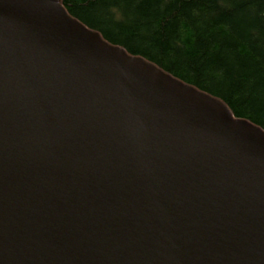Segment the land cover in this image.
<instances>
[{
  "label": "water",
  "instance_id": "1",
  "mask_svg": "<svg viewBox=\"0 0 264 264\" xmlns=\"http://www.w3.org/2000/svg\"><path fill=\"white\" fill-rule=\"evenodd\" d=\"M0 264H264V130L62 0H0Z\"/></svg>",
  "mask_w": 264,
  "mask_h": 264
},
{
  "label": "trees",
  "instance_id": "2",
  "mask_svg": "<svg viewBox=\"0 0 264 264\" xmlns=\"http://www.w3.org/2000/svg\"><path fill=\"white\" fill-rule=\"evenodd\" d=\"M109 43L264 130V0H62Z\"/></svg>",
  "mask_w": 264,
  "mask_h": 264
}]
</instances>
